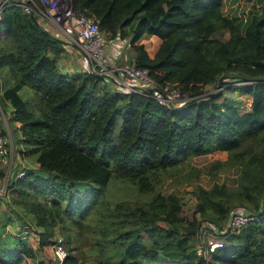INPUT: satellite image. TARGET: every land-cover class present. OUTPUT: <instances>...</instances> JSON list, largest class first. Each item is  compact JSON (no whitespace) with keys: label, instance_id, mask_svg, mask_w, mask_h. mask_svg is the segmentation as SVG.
Instances as JSON below:
<instances>
[{"label":"trees","instance_id":"1","mask_svg":"<svg viewBox=\"0 0 264 264\" xmlns=\"http://www.w3.org/2000/svg\"><path fill=\"white\" fill-rule=\"evenodd\" d=\"M70 1L99 19L107 36L128 39L131 62L153 80L190 98L167 105L154 91L114 89L94 71H63L66 40L7 2L0 11V111L32 164L9 180L11 201L2 199L11 210L0 211V264H36L34 248L21 260L29 229L43 251L56 242L58 226L77 239L92 237L91 264H264V0ZM223 28L225 40L216 38ZM211 83L220 89L203 97ZM26 88L32 97L22 96ZM216 153L226 160L213 168L233 160L237 184L189 187L196 198L190 214L173 191L145 202L106 195L112 179L148 193L189 156ZM237 206L257 219L223 233V246L207 260L197 250L200 224L223 228ZM17 222L25 237L7 231ZM72 260L69 252L62 264Z\"/></svg>","mask_w":264,"mask_h":264},{"label":"built area","instance_id":"2","mask_svg":"<svg viewBox=\"0 0 264 264\" xmlns=\"http://www.w3.org/2000/svg\"><path fill=\"white\" fill-rule=\"evenodd\" d=\"M9 1L0 0V11ZM13 1L21 5L25 13H34L42 25L51 27L50 30L54 35H62L68 45H75L90 63L89 70L105 75L118 89L141 94L154 91L156 98L167 105L179 106L190 98L187 93L178 88L157 83L151 78L147 69L138 67L127 60L120 61L118 56L109 49L118 37L107 36L100 29L99 19H93L80 10H76L70 0ZM9 143L6 136H0V163L7 166V169L0 173V199L8 196L9 180L12 175L11 168H8L11 163ZM25 172V168L18 170L16 177L24 175ZM255 219H257V212L237 206L230 211L223 228H219L215 223L202 222L197 235L198 252L205 254V258L209 260V252L223 246L224 240L221 237L223 233L237 231ZM53 251L56 264H62L69 254L63 236L56 238Z\"/></svg>","mask_w":264,"mask_h":264},{"label":"rangeland","instance_id":"3","mask_svg":"<svg viewBox=\"0 0 264 264\" xmlns=\"http://www.w3.org/2000/svg\"><path fill=\"white\" fill-rule=\"evenodd\" d=\"M227 31V28L220 29L214 33V36L216 38H219L221 40H225V33ZM72 47L69 49V51L64 52L63 54L59 55V66L60 68L68 73H75L86 70L84 67L85 63L82 65L78 62V58L82 57L81 51L75 46L71 45ZM75 48V49H74ZM76 54H82L80 56H77ZM129 62H131L129 60ZM228 78H226L227 80ZM112 84V83H111ZM115 84H112V88L115 89L117 87ZM218 89V84H208L206 87L205 93H203V97H207L209 93L215 92ZM32 91V90H31ZM29 91L23 92L22 96L26 98H30L33 95ZM207 99V98H205ZM1 110V108H0ZM219 111L218 107H212V112L216 113ZM1 112V111H0ZM2 113V112H1ZM116 122H117V131L119 129V126L121 124L120 117L116 116ZM2 125L7 130V134L4 135L9 139V144L11 147V163L8 166V168H11L12 175L23 168V165H25V158L21 156V154L18 152V149L14 145V138L12 131L14 129V124L12 121L10 122V116L4 115L2 113L1 115ZM226 160L225 154H215L213 156L202 154V155H191L187 159H185L182 163H180V166L173 171L170 174H167L163 176L161 182L157 185L155 190L150 191L148 193H142L138 190V188L129 183L125 182L119 179H112L109 183V185L106 188V195L110 199L111 202H115L119 199H128L131 201H139V202H145L153 199L155 195L159 192L165 193L169 191H173L178 194V196L181 197L182 202L184 203V208L186 209V213L190 214L192 209L195 206L196 198L192 195L190 191H188L189 187H196L198 185H203L204 187L210 189L214 186L216 183L226 182L228 187L233 188L237 184V180L240 175V170L237 168L236 164L233 160H231L228 163H221L219 166V169H214L213 165L216 163V161ZM5 169H7V166H4L2 163H0V171L4 172ZM2 174V173H1ZM11 175V178H12ZM10 178V179H11ZM83 188H86L85 184L82 185ZM14 193V188H9L8 196L6 197V200L9 202L11 201V196ZM7 201L0 199V211L8 213L9 210H11L7 206ZM8 219V217H6ZM11 222V221H10ZM9 223L7 226V231L12 232L14 236H20L21 235V229H25L22 227L18 222L13 223L12 227ZM89 234L85 233V236L83 238L77 239L76 235L73 233L68 234L66 232H63V229L61 226H58L56 229V235L55 238L59 236H63L65 239V247L66 249L73 254V260L70 261L69 264H91V260L94 253V245L92 242V237L88 236ZM37 236L36 232H34L32 229H29V232L27 233L29 248L24 250V254H22L23 259L22 263L27 262L28 257H30L33 248L36 252V264H56L55 260V254L53 251V245L47 246L45 250L41 251L36 249L33 246V240L32 237ZM95 251H97L95 247Z\"/></svg>","mask_w":264,"mask_h":264},{"label":"crops","instance_id":"4","mask_svg":"<svg viewBox=\"0 0 264 264\" xmlns=\"http://www.w3.org/2000/svg\"><path fill=\"white\" fill-rule=\"evenodd\" d=\"M49 29H51V27H49ZM58 35V34H57ZM59 37H61V38H63V36L62 35H58ZM72 46L71 45H68L67 44V46H66V51H69V49L71 48ZM73 48V47H72ZM75 49V48H74ZM112 52H113V54H115L116 56H118V59L120 60V61H131V60H134V58L136 57V52L134 51V50H132L131 48H130V45H129V40L128 39H117L116 40V42L112 45V46H110V48H109ZM65 51V52H66ZM64 53V52H63ZM63 53H61V54H63ZM77 56H80V55H82V54H76ZM78 62L79 63H81L82 65L84 64L85 66V68H86V70H89V67H90V63L84 58V56L82 55V57H79L78 59ZM111 86H112V84H111ZM113 86H115V85H113ZM116 88V87H115ZM118 88V87H117ZM122 90V89H121ZM27 91H29L30 93H32V91H31V89H29V88H26V89H24L22 92H21V94L23 93V92H27ZM16 148L18 149V152H19V150H22V151H25L27 148L24 146V145H20V146H16ZM22 156V155H21ZM22 157H24L25 158V165H23V168H26V164L28 163V164H32V162L30 161V159H28L26 156H22ZM1 210V209H0ZM8 226V225H7ZM10 226L12 227L13 225L12 224H10ZM23 234H25V232H21V237H25ZM27 241H28V238H27ZM27 244H28V242H27ZM30 244V243H29ZM26 259H28L27 261H29L30 260V257H28V258H26Z\"/></svg>","mask_w":264,"mask_h":264}]
</instances>
